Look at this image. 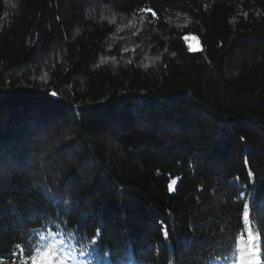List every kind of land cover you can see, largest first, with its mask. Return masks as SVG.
Wrapping results in <instances>:
<instances>
[{"label": "trees", "instance_id": "1", "mask_svg": "<svg viewBox=\"0 0 264 264\" xmlns=\"http://www.w3.org/2000/svg\"><path fill=\"white\" fill-rule=\"evenodd\" d=\"M245 202L264 264V0H0V264H240Z\"/></svg>", "mask_w": 264, "mask_h": 264}, {"label": "snow or ice", "instance_id": "2", "mask_svg": "<svg viewBox=\"0 0 264 264\" xmlns=\"http://www.w3.org/2000/svg\"><path fill=\"white\" fill-rule=\"evenodd\" d=\"M52 95H56L55 92ZM251 175V173L249 174ZM173 184L175 181L172 182ZM171 189V185H170ZM243 195V193H241ZM242 220L244 223V230L241 232L238 237V241L242 243L241 252H240V264H250V261L253 258L259 257V238L260 234L255 233L252 230L250 214H249V205L247 202L244 204V210L242 213ZM49 235L52 237H56L59 235L58 232L49 230ZM165 235L167 233L165 232ZM47 237L44 235L40 236V240L44 241ZM65 241L61 240H52L47 244H42L40 246L29 248L28 252L31 253L29 256L21 260V264H29V261L32 264H35L37 259L41 257H45L48 260V264H68V261L74 258L73 251L67 249L66 247H58V245H64ZM95 244V239L92 241ZM87 251L86 247H81L80 254L83 255L84 252ZM94 251V249H93Z\"/></svg>", "mask_w": 264, "mask_h": 264}, {"label": "rangeland", "instance_id": "3", "mask_svg": "<svg viewBox=\"0 0 264 264\" xmlns=\"http://www.w3.org/2000/svg\"><path fill=\"white\" fill-rule=\"evenodd\" d=\"M187 39H188V45H189L190 50L197 51L202 48L201 42L196 35L190 34L187 36ZM249 214H250V211H249Z\"/></svg>", "mask_w": 264, "mask_h": 264}]
</instances>
